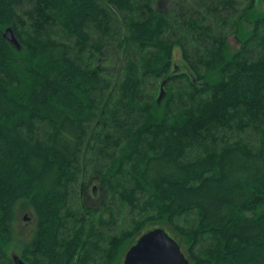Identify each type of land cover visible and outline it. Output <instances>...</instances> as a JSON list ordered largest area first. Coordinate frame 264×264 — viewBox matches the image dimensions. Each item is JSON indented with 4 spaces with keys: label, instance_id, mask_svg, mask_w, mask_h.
<instances>
[{
    "label": "trees",
    "instance_id": "1",
    "mask_svg": "<svg viewBox=\"0 0 264 264\" xmlns=\"http://www.w3.org/2000/svg\"><path fill=\"white\" fill-rule=\"evenodd\" d=\"M19 202L28 264H117L155 223L264 264V0H0V264Z\"/></svg>",
    "mask_w": 264,
    "mask_h": 264
},
{
    "label": "water",
    "instance_id": "2",
    "mask_svg": "<svg viewBox=\"0 0 264 264\" xmlns=\"http://www.w3.org/2000/svg\"><path fill=\"white\" fill-rule=\"evenodd\" d=\"M4 38L18 48V42L7 27ZM164 96L163 85H160L157 100ZM98 177V176H97ZM15 264H28L19 256L13 255ZM177 241L162 227H153L141 233L136 241L124 253L122 264H188Z\"/></svg>",
    "mask_w": 264,
    "mask_h": 264
},
{
    "label": "rangeland",
    "instance_id": "3",
    "mask_svg": "<svg viewBox=\"0 0 264 264\" xmlns=\"http://www.w3.org/2000/svg\"><path fill=\"white\" fill-rule=\"evenodd\" d=\"M229 42L231 43V45L234 44V41H232L231 38H230ZM173 61H174L173 62L174 66L181 67V57H180V50H179L178 46H175L173 49ZM163 90H165V89H163ZM159 91H160V89L157 92V96L159 95ZM164 96H165V92H164ZM91 180L92 181L94 180L93 182H95V184L98 185V187L101 190V181H99V178L98 177L97 178L96 177L95 178H93V177L89 178L88 182ZM87 183L84 186H82L81 190H80V196L82 197V201L87 206H90V207H93L96 209H100L103 205L101 198H100V195L98 197L96 196L95 198H92V199L91 198L90 199L89 198H83V194H85V191H87L86 192L87 195H88V193L91 194V192L85 188ZM96 185H95V187H97ZM13 224H14V226H13L14 238H13L12 244L8 248L9 255L11 257L13 255L18 256L20 244H22L24 241H27L31 238V236L35 230V227H36V220H35L33 214L31 213L30 209L27 206H25L24 204H22L21 202H19L15 206L14 223ZM155 224L156 225L150 224L145 229L148 230V229H151L153 227H162L167 231L168 227L165 224H163V223H155ZM162 224H163V226H162ZM167 232H169V231H167ZM172 234H171V236H173L174 238H176V240H178L175 233L172 232ZM128 247H129V245H127V247L125 248V250L121 254L117 264H122L124 253Z\"/></svg>",
    "mask_w": 264,
    "mask_h": 264
},
{
    "label": "flooded vegetation",
    "instance_id": "4",
    "mask_svg": "<svg viewBox=\"0 0 264 264\" xmlns=\"http://www.w3.org/2000/svg\"><path fill=\"white\" fill-rule=\"evenodd\" d=\"M93 181L92 180L89 181L87 183V185L85 186V188L88 189V191H90L91 194L88 193V195H87L86 194L87 191H85V194H83V198H89V199L91 198L92 199V198H95L96 196L98 197L99 195H100V198L102 197L101 192H100V188ZM95 185L97 187H95Z\"/></svg>",
    "mask_w": 264,
    "mask_h": 264
}]
</instances>
